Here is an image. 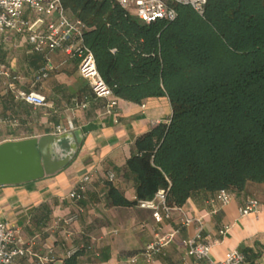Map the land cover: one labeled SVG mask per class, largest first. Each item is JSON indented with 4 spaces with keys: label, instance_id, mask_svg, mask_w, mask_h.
Here are the masks:
<instances>
[{
    "label": "crops",
    "instance_id": "obj_1",
    "mask_svg": "<svg viewBox=\"0 0 264 264\" xmlns=\"http://www.w3.org/2000/svg\"><path fill=\"white\" fill-rule=\"evenodd\" d=\"M25 17L37 21L30 11ZM79 65L78 58L60 51L35 52L28 34H0V67L10 75L0 77V145L82 134L75 158L56 174L0 186V218L19 228L18 246L48 256L54 264H146L141 257L136 263L131 259L157 232H176L174 242L150 264H204L189 256L184 245L200 231L197 222L182 224L188 216L203 222V236L215 243L214 261L221 262L228 252L239 250L250 264H264V190L260 186L249 185L246 192L233 193V200L224 207L211 203L216 194L197 193L182 206H173L171 218L162 223L155 221L151 210L136 204V183L127 162L136 154L139 138L170 122L171 102L167 96L142 104L116 97V110L107 113L110 100L95 97L89 82L80 76ZM45 68H50L49 75L39 80ZM17 91L45 96L46 106L35 108L21 101ZM64 148L69 150L68 142ZM88 175L92 178L83 186L85 198L71 200L69 194ZM250 199L257 200L262 210L241 217L240 209ZM74 214H79L78 220L70 227L64 225ZM75 248L79 252L67 257ZM15 264L40 262L28 256Z\"/></svg>",
    "mask_w": 264,
    "mask_h": 264
},
{
    "label": "trees",
    "instance_id": "obj_2",
    "mask_svg": "<svg viewBox=\"0 0 264 264\" xmlns=\"http://www.w3.org/2000/svg\"><path fill=\"white\" fill-rule=\"evenodd\" d=\"M63 4L87 25L115 97L171 102L170 122L139 138L127 162L136 204L161 189L171 207L197 193L264 190V0H209L204 17L178 6L174 22L150 25L113 0Z\"/></svg>",
    "mask_w": 264,
    "mask_h": 264
},
{
    "label": "built area",
    "instance_id": "obj_3",
    "mask_svg": "<svg viewBox=\"0 0 264 264\" xmlns=\"http://www.w3.org/2000/svg\"><path fill=\"white\" fill-rule=\"evenodd\" d=\"M122 8L132 12L143 23L150 25L159 21L174 22L178 18V6L193 9L199 16L204 17L209 0H113ZM30 11L37 21L25 17ZM87 25L80 19H72L64 7L63 0H0V34L13 32L18 35L28 34L33 50L38 53L63 52L71 58L80 60L79 74L90 84L93 94L98 99L110 100L107 104V113H113L118 106L113 89L103 79L97 65L95 55L85 41ZM50 68L43 69L38 79H46ZM10 77L9 73L0 67V77ZM15 80V78H14ZM16 97L21 101L35 107L46 106L47 99L37 93L16 92ZM2 120H0V124ZM113 179L115 176L110 175ZM91 176L82 178L78 189L69 194V198L79 202L85 198L82 193L83 186L91 181ZM169 190L161 189L153 199L142 200L138 206L149 209L157 223L170 219L173 207L168 204ZM234 194L228 190H221L211 203L219 207L228 205L233 200ZM262 208L255 199H250L240 209L241 217L258 215ZM214 212H217L214 211ZM79 218V214L71 215L64 220V225L70 227ZM197 222L200 231L194 238L184 241L188 255L204 262V264H250L246 254L239 250L228 252L226 258L216 262L211 258V252L215 245L203 236V222L200 219L184 216L182 224L191 225ZM19 228L10 225L0 218V264H15L20 257H37L40 264H54L48 256H37L31 248L18 246ZM227 230L221 232L225 234ZM176 232L163 234L157 232L154 239L146 244L138 256L131 259L136 263L141 257L146 264L176 239ZM79 252L75 248L67 253V257H73Z\"/></svg>",
    "mask_w": 264,
    "mask_h": 264
},
{
    "label": "water",
    "instance_id": "obj_4",
    "mask_svg": "<svg viewBox=\"0 0 264 264\" xmlns=\"http://www.w3.org/2000/svg\"><path fill=\"white\" fill-rule=\"evenodd\" d=\"M64 142H68V151ZM81 142L82 134L77 131L0 145V186L23 184L56 174L75 158Z\"/></svg>",
    "mask_w": 264,
    "mask_h": 264
}]
</instances>
